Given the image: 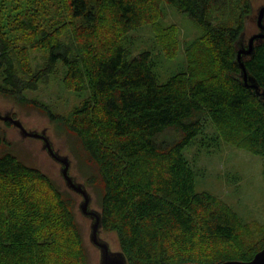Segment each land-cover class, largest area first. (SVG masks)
<instances>
[{
  "label": "trees",
  "instance_id": "obj_1",
  "mask_svg": "<svg viewBox=\"0 0 264 264\" xmlns=\"http://www.w3.org/2000/svg\"><path fill=\"white\" fill-rule=\"evenodd\" d=\"M41 1L48 15L65 6L60 26L40 24ZM2 2L0 94L32 104L75 136L74 154L94 169L87 182L100 187L102 230L116 235L127 264L246 261L264 247V227L247 239L229 206L195 189L183 152L211 124L213 139L239 142L264 159V98L244 86L236 63L251 0H33L29 11L9 18ZM160 2L202 28L187 48V68L163 83L151 53L129 57L123 43L143 19L162 15ZM214 5L228 6L227 17L214 19ZM9 25L28 30L45 50L33 69L26 47L12 44ZM164 30L171 42L173 27ZM242 59L264 91V39ZM46 76H61L76 91L86 87L88 95L69 113L52 112L25 96ZM10 145L0 131V264H88L69 192Z\"/></svg>",
  "mask_w": 264,
  "mask_h": 264
},
{
  "label": "rangeland",
  "instance_id": "obj_2",
  "mask_svg": "<svg viewBox=\"0 0 264 264\" xmlns=\"http://www.w3.org/2000/svg\"><path fill=\"white\" fill-rule=\"evenodd\" d=\"M2 1L5 12L8 14L7 18L13 17L16 13L29 11L33 2V0ZM251 1L253 14L245 21L243 42H247L248 37L258 31L256 13L257 9L264 5V0ZM41 2L44 7L38 17L40 24L48 28L60 26L65 6L60 3L52 9L53 14L48 15L45 10V1ZM160 8L162 15L150 14L149 19H143L135 29L125 32L123 43L129 50V57L144 50L149 51L152 69L159 82L163 83L177 70L187 68V48L190 44L199 41L202 28L189 14L180 12L171 5L160 2ZM211 11L216 20L224 19L229 12L228 6L219 8L217 5L212 6ZM3 20H6L4 12ZM170 27H173L171 42L165 41L168 31H162ZM7 29L16 49L21 50L22 47H26L27 60L32 69L36 64H40L45 50L38 45L37 41L28 38L31 33L21 27L13 29L10 25ZM65 35L66 29L63 28L60 36ZM40 83L37 91L26 92L25 96L48 106L55 113H69L88 95L86 87L81 91L71 89L61 76L58 78L46 76ZM0 111L2 113L10 111L27 129L37 131L46 129V134L54 148L71 159L70 173L87 187L92 196L91 207L100 211V187L97 183L87 182V176L93 173L94 169L85 161H80L74 154L75 136L58 123L51 121L44 112L32 104H24L2 94H0ZM0 131H3L10 141L9 149L13 154L26 164L38 168L54 180L58 187L69 192L74 203L75 221L86 248L88 264H99V252L88 240L89 220L78 211L80 196L66 188L59 173V164L41 148L40 140L31 137L22 138L16 127L11 124L7 126L3 121H0ZM213 131L214 126L207 124L206 131L197 134L183 149L194 171L195 189L211 192L229 206L245 224V237L252 240L264 227V159L239 142L235 143L221 135V138L213 139ZM100 235L108 241L111 250H119L114 233L102 230Z\"/></svg>",
  "mask_w": 264,
  "mask_h": 264
},
{
  "label": "water",
  "instance_id": "obj_3",
  "mask_svg": "<svg viewBox=\"0 0 264 264\" xmlns=\"http://www.w3.org/2000/svg\"><path fill=\"white\" fill-rule=\"evenodd\" d=\"M256 25L258 31L248 37L246 45H239L236 49V63L240 69V78L244 86L252 88L257 94L264 98V91L259 90V85L255 77L250 75L242 59L243 55H250L254 50V43L264 39V5L257 9ZM0 121H7L16 127L22 138L31 137L41 141V148L59 164V173L67 189L80 196L78 211L89 220V242L99 252V264H127L124 253L121 250H111L107 240L101 237L102 221L101 212L91 207L92 196L84 183L70 173L71 159L68 155L61 154L54 148L52 141L46 134V129L40 131L27 129L18 117H14L10 111H0ZM181 264H203L199 262H184ZM216 264H264V247L258 250L250 260H226Z\"/></svg>",
  "mask_w": 264,
  "mask_h": 264
},
{
  "label": "flooded vegetation",
  "instance_id": "obj_4",
  "mask_svg": "<svg viewBox=\"0 0 264 264\" xmlns=\"http://www.w3.org/2000/svg\"><path fill=\"white\" fill-rule=\"evenodd\" d=\"M244 41V40H243ZM241 45H246V42H242Z\"/></svg>",
  "mask_w": 264,
  "mask_h": 264
}]
</instances>
